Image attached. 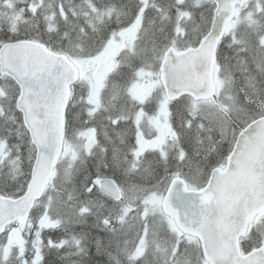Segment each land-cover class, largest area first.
<instances>
[{"label": "snow or ice", "instance_id": "6c2138e0", "mask_svg": "<svg viewBox=\"0 0 264 264\" xmlns=\"http://www.w3.org/2000/svg\"><path fill=\"white\" fill-rule=\"evenodd\" d=\"M0 264H264V0H0Z\"/></svg>", "mask_w": 264, "mask_h": 264}]
</instances>
